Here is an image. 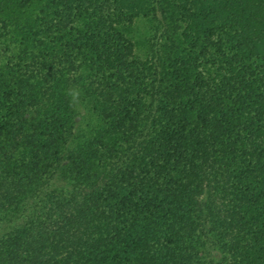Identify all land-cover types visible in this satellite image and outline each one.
Here are the masks:
<instances>
[{
	"label": "trees",
	"instance_id": "16d2710c",
	"mask_svg": "<svg viewBox=\"0 0 264 264\" xmlns=\"http://www.w3.org/2000/svg\"><path fill=\"white\" fill-rule=\"evenodd\" d=\"M0 0V264H264V0Z\"/></svg>",
	"mask_w": 264,
	"mask_h": 264
},
{
	"label": "rangeland",
	"instance_id": "374dc122",
	"mask_svg": "<svg viewBox=\"0 0 264 264\" xmlns=\"http://www.w3.org/2000/svg\"><path fill=\"white\" fill-rule=\"evenodd\" d=\"M118 2L124 5L129 13L136 15L134 22L125 28L129 32V35L136 41V46L140 53H146V48L144 46L148 43V32L151 24L146 20L143 14L146 12L147 6L149 5L148 0H118Z\"/></svg>",
	"mask_w": 264,
	"mask_h": 264
}]
</instances>
